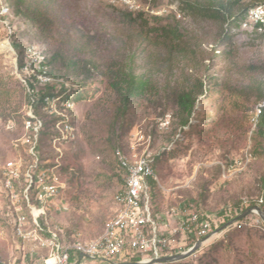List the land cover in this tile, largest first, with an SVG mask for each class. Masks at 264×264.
<instances>
[{"label": "rangeland", "instance_id": "obj_1", "mask_svg": "<svg viewBox=\"0 0 264 264\" xmlns=\"http://www.w3.org/2000/svg\"><path fill=\"white\" fill-rule=\"evenodd\" d=\"M221 1L233 6L226 22L194 15L182 0H140L149 10L141 12V19H130L124 8L102 0H55L49 11L55 38L47 39L25 16L16 15L8 0H0V161L21 155L15 143L25 134L28 95L19 61L28 46L39 47L47 59L68 47L80 68L85 62L98 66L89 76L81 70L66 75L69 79L60 78L79 85L87 98L70 112L75 140L50 136L41 149L44 160L70 167L63 173V194L49 200L50 219L66 235L77 232L92 240L104 232L122 187L118 148L130 156L152 151L159 178L157 183L150 180L156 208L192 206L216 222L214 232L240 215L245 202L260 198L264 137L257 130L251 133L249 113L264 101V31L243 27L244 10L259 0ZM169 23L178 24L188 44L187 58L172 62L165 49L141 46L139 34L154 39L157 35L150 30ZM114 62L152 83L124 112L109 86L107 68ZM54 71L66 74L60 63ZM199 80L204 95L199 96L190 126L182 128L176 95L196 87ZM12 222L0 176V258L5 260L20 256ZM84 263L108 264L88 259ZM169 264H264V222L252 214L210 235L193 256Z\"/></svg>", "mask_w": 264, "mask_h": 264}, {"label": "built area", "instance_id": "obj_2", "mask_svg": "<svg viewBox=\"0 0 264 264\" xmlns=\"http://www.w3.org/2000/svg\"><path fill=\"white\" fill-rule=\"evenodd\" d=\"M102 1L129 12L149 11L143 9L140 0ZM151 13L162 15L156 10ZM243 27L264 31V0L246 11ZM19 73L28 95V112L23 122L25 134L15 143L16 151H21V155L0 161V176L12 213V229L21 247L19 257L0 258V264H85V259L108 264L145 263L186 252L214 233L216 222L192 206H178L166 211L156 208L150 180L157 183L159 178L152 151L130 156L118 148L115 157L123 171L122 187L114 197L115 212L104 232L92 240L83 239L77 232L66 235L52 223L49 204V200L59 199L65 189L63 166L59 162L51 163L49 158L44 160L40 138L45 120L57 117L59 121L51 126V137L75 140L70 115L75 102L64 94L45 97L44 116L36 114L34 108L40 91L47 86L56 92L65 89L69 94L79 90L80 86L50 75L47 58L35 45L25 49ZM263 114L264 101H260L249 113L251 133L258 129ZM255 201L261 207L264 195Z\"/></svg>", "mask_w": 264, "mask_h": 264}, {"label": "trees", "instance_id": "obj_3", "mask_svg": "<svg viewBox=\"0 0 264 264\" xmlns=\"http://www.w3.org/2000/svg\"><path fill=\"white\" fill-rule=\"evenodd\" d=\"M10 4L14 7L15 14L19 16H25L34 26H36L40 33L46 37L47 39L55 38L53 32H56V28L54 25V21L49 14L50 9L54 5L55 0H8ZM184 4H186L187 8L191 10L192 14L209 18V19H220L222 21H227V14L231 15L233 6L229 5L226 1L221 0H207L206 3L201 4L198 1L192 0H182ZM253 6V5H252ZM250 6V7H252ZM114 7V6H111ZM244 10V14L250 8ZM116 8V7H114ZM126 15L131 19L133 15H137L138 18H143V13H134L129 12L127 10ZM156 21H159V18H153ZM236 23V19L231 21V27ZM150 31H153V35L156 34L157 37L150 38L149 34H139L141 46L142 44L148 43L152 45L154 48H163L167 52L168 58L172 59L174 62L177 58H187L189 53L187 52V43L184 42L183 36L179 30L178 24H167L165 26H161L160 28H152ZM65 45H69V42L64 43ZM66 51V52H65ZM222 56L227 55L225 50H222ZM168 59V61H171ZM19 68H21L23 59L19 61ZM62 64L66 71L65 75H60L54 71V67L56 64ZM48 65V73L55 78H65L69 79L68 76L71 73H77L82 70L86 76H89L92 71L98 70V66L85 62L84 65L81 66L77 64L74 58L71 55V52H68V47H64L63 52H56L51 56V58L47 59ZM83 67V68H82ZM107 72L110 79L109 86L110 88L118 94L120 97V109L123 112L127 109L131 99L133 97H139L144 95L152 88V83L150 78L145 75H137L133 70L129 69L126 65L120 62H114L110 64L107 68ZM216 91V90H214ZM66 94L68 98L72 102L78 103L85 98H87V92L83 90H74L72 93H67L65 89L56 92V90L47 86L44 90H41L39 93V100L34 108L36 114L40 116H44L43 107H44V99L45 97H58ZM204 95V83L202 80H199L196 87L192 88H184L180 90L177 95V104L179 107V111L181 113L180 125L182 128L190 126L191 118L195 113L197 102L199 96ZM260 102V101H259ZM59 121V118L54 117L45 120V126L41 132L40 145L44 144V139L50 137L53 133L51 131V126ZM73 124V123H72ZM257 133L264 137V114L262 116L260 125L258 126ZM116 163L121 174L123 171L116 159ZM156 163V161H155ZM70 167L63 166L62 174L68 172ZM264 181V177H263ZM153 192V189H152ZM264 195V190L262 191L261 196ZM258 203L256 201L250 202L249 205H246L245 210L252 207L257 206ZM244 207V206H243ZM264 210V205H261ZM244 209V208H243ZM243 210L242 212H244ZM229 219V218H227ZM246 219V218H245ZM244 220V219H243ZM240 220V221H243ZM71 233L68 232V236ZM137 261V260H134Z\"/></svg>", "mask_w": 264, "mask_h": 264}, {"label": "water", "instance_id": "obj_4", "mask_svg": "<svg viewBox=\"0 0 264 264\" xmlns=\"http://www.w3.org/2000/svg\"><path fill=\"white\" fill-rule=\"evenodd\" d=\"M252 214L259 215L260 218L264 222V210L262 208H260L259 206H252V207L246 209L244 212H242L240 215H238L234 219H232L229 222H227L226 224H224L219 230L215 231L214 233L221 232V231L227 229L228 227L236 224L240 220L247 218L248 216H250ZM206 241H207V238L202 239V240L198 241L191 249H189L186 252L171 255V256H166V257H163L161 259H155L151 262H145V263L135 262V263H121V264H169V263L183 261V260L193 256L196 252H198L201 249V247L206 243Z\"/></svg>", "mask_w": 264, "mask_h": 264}]
</instances>
